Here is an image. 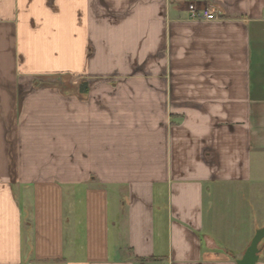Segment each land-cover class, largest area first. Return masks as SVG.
I'll use <instances>...</instances> for the list:
<instances>
[{
    "label": "crops",
    "instance_id": "obj_1",
    "mask_svg": "<svg viewBox=\"0 0 264 264\" xmlns=\"http://www.w3.org/2000/svg\"><path fill=\"white\" fill-rule=\"evenodd\" d=\"M261 190L264 0H0V264H237Z\"/></svg>",
    "mask_w": 264,
    "mask_h": 264
},
{
    "label": "rangeland",
    "instance_id": "obj_2",
    "mask_svg": "<svg viewBox=\"0 0 264 264\" xmlns=\"http://www.w3.org/2000/svg\"><path fill=\"white\" fill-rule=\"evenodd\" d=\"M80 82V79L77 77H69L65 73L55 74L52 76L42 77L36 80L35 84L37 86H60L67 87L77 85ZM82 83H80L81 85ZM264 218V190H261L260 193L255 192L251 193L248 202L245 205L244 221L236 222L235 225L240 226V230L234 232L232 229L231 222H225L227 230L231 228L229 232L231 237H236V239L231 238V243L234 245L244 246L246 243L251 242L253 237L256 234V231L259 230V226L263 224L262 219ZM258 224V229H255ZM256 230V231H255ZM263 242L261 243V245Z\"/></svg>",
    "mask_w": 264,
    "mask_h": 264
},
{
    "label": "water",
    "instance_id": "obj_3",
    "mask_svg": "<svg viewBox=\"0 0 264 264\" xmlns=\"http://www.w3.org/2000/svg\"><path fill=\"white\" fill-rule=\"evenodd\" d=\"M262 241H264V227L256 231L242 258L237 260V264H257L260 258V244Z\"/></svg>",
    "mask_w": 264,
    "mask_h": 264
},
{
    "label": "built area",
    "instance_id": "obj_4",
    "mask_svg": "<svg viewBox=\"0 0 264 264\" xmlns=\"http://www.w3.org/2000/svg\"><path fill=\"white\" fill-rule=\"evenodd\" d=\"M189 18L191 20L211 21L215 19V13L210 10H200L195 5H190Z\"/></svg>",
    "mask_w": 264,
    "mask_h": 264
},
{
    "label": "trees",
    "instance_id": "obj_5",
    "mask_svg": "<svg viewBox=\"0 0 264 264\" xmlns=\"http://www.w3.org/2000/svg\"><path fill=\"white\" fill-rule=\"evenodd\" d=\"M84 85L86 86V84H83L82 86H84Z\"/></svg>",
    "mask_w": 264,
    "mask_h": 264
}]
</instances>
